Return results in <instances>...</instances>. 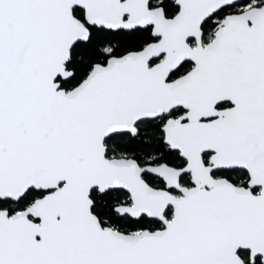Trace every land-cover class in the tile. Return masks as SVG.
Returning a JSON list of instances; mask_svg holds the SVG:
<instances>
[{
    "label": "snow or ice",
    "instance_id": "snow-or-ice-1",
    "mask_svg": "<svg viewBox=\"0 0 264 264\" xmlns=\"http://www.w3.org/2000/svg\"><path fill=\"white\" fill-rule=\"evenodd\" d=\"M0 264H264V0H0Z\"/></svg>",
    "mask_w": 264,
    "mask_h": 264
}]
</instances>
